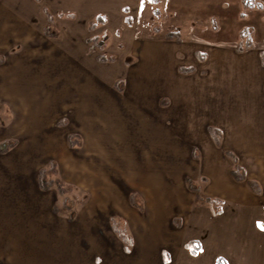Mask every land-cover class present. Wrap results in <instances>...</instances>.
I'll return each instance as SVG.
<instances>
[{
	"label": "crops",
	"instance_id": "1",
	"mask_svg": "<svg viewBox=\"0 0 264 264\" xmlns=\"http://www.w3.org/2000/svg\"><path fill=\"white\" fill-rule=\"evenodd\" d=\"M86 1L0 0V264H168L162 251L180 264H264V45L192 53L183 35L135 38L138 24L109 64L87 40L92 17L77 23ZM106 1L118 18L124 0ZM196 1L181 8L228 0ZM61 14L79 29L48 35ZM212 201L226 210L214 215ZM193 208L223 221L207 261L189 258L172 222ZM115 217L128 220L129 252ZM150 222L169 234L156 254Z\"/></svg>",
	"mask_w": 264,
	"mask_h": 264
},
{
	"label": "rangeland",
	"instance_id": "2",
	"mask_svg": "<svg viewBox=\"0 0 264 264\" xmlns=\"http://www.w3.org/2000/svg\"><path fill=\"white\" fill-rule=\"evenodd\" d=\"M231 1L232 0H228L227 4H211L210 8L212 11H206L204 8L199 7L191 8V10H183L187 5L193 6L195 3H198L196 0H188L187 2L184 0H141L140 2L134 0L132 2L134 5L129 4L128 0H124V2L120 3L118 10L120 16L118 18H113L111 12H109V8H107L108 2L106 0H103V2L101 0H87L85 2L86 6L81 10L83 11V14H86L85 16L78 14L81 20L77 18V23L85 24V21L92 17L86 28V30H88L87 40L93 46L94 54L97 56L98 60L109 64H113L114 62H117V60L120 61L121 54L123 55L129 46L128 40L126 39L132 38L133 30L138 24L139 25L134 34L135 38H141L142 34L146 35L144 37H147V35L152 36L154 34L156 38H170L167 35L168 33H178L180 34L179 38L183 35V41L186 40L189 42L191 47L188 52L192 53L194 47H206L207 45H214V43H219L218 45L227 49L236 47L237 51H240V49L241 51H246L247 48L260 49L259 44L264 45V36L260 38V33L264 34V3L261 0H251L253 6L246 7L243 4V0H238L240 6ZM240 1H242V4ZM181 7H183V9ZM68 18L69 17L66 15L61 14L60 25L53 22L54 24H50L46 28V33L48 35L60 34V36L64 38L65 34L68 33V28H71V30L73 29L69 26L71 25L69 21L73 20L70 19L68 21ZM50 19V21H54L55 18L50 17ZM78 29L79 27L77 26V30ZM49 175L51 176L52 174L50 173ZM193 186L195 187V185ZM79 196L80 195L77 194L76 197L69 199L67 201L68 204L73 202L78 205L81 202L80 200L77 201ZM133 203L139 205V208L144 206V202H142L138 196L133 199ZM214 206L217 207L218 210L214 215H221L223 213L222 208H225L224 210H226V206H222L219 202L215 203ZM194 214H197L195 208L192 209L190 213L191 217L188 220L180 215H176L172 222H174L176 227H179V225H182V227L184 226L182 238L185 240V243L180 244L184 247L183 250L187 252L189 258L197 260L198 262L201 259H204L205 261L207 258L200 257V255L202 254V256H206V252L207 254H210L214 247L217 248L222 243L223 237L221 234H216L214 230L210 228L212 224L213 228H215L217 225L214 224L220 223L221 218L216 217V220L213 223H209L208 219L206 220L205 214L201 215L198 220L196 217L193 218ZM205 220L206 228L210 229L206 232L207 234L205 233L203 236V229L201 228H203ZM114 221L122 230L130 234L128 220L115 217ZM111 222L112 220L110 219L109 225H111ZM222 222L223 221H221V223ZM159 223L152 225L150 222L148 226L152 229H158V231L154 232L151 230L152 232L150 233L152 237L150 238V241L153 239L150 251L154 252V254H156L158 248L161 247L162 239H166L169 236L167 231L161 232L160 230L159 232L160 228L165 229L164 227H159ZM254 226L257 229L264 230V220L257 223L254 222ZM216 230L217 229H215V231ZM94 233H97V231L93 229L91 232L92 237L97 236ZM174 233L175 232H173V234ZM91 235L87 236L91 237ZM187 238H193L192 240H195L198 243L199 249L197 254L192 253V249L195 245H189L188 243L191 240L188 242ZM212 238L214 240L213 243H211ZM184 240H182V242ZM203 245L205 247L202 251ZM161 256L164 257L168 264H180L176 262L174 263L167 251H162ZM218 260H221V262H218ZM218 260L216 264L227 263L224 257H220ZM99 261L100 259L98 258V262ZM259 262L261 264V261ZM181 264L186 263L181 262ZM207 264H215V259L213 258L211 262H207Z\"/></svg>",
	"mask_w": 264,
	"mask_h": 264
},
{
	"label": "trees",
	"instance_id": "3",
	"mask_svg": "<svg viewBox=\"0 0 264 264\" xmlns=\"http://www.w3.org/2000/svg\"><path fill=\"white\" fill-rule=\"evenodd\" d=\"M153 1H157V0H153ZM243 4L246 7L253 6V3H252L251 0H243ZM167 35L170 38H179L180 37V34H178V33H168ZM3 146H1L0 148H2ZM53 184H54V181L49 180L47 178V172H45V171L42 172V174H41V185H42V187L43 188H50ZM191 187L195 189L193 184H191ZM212 204H215V202L212 201ZM217 212H218V210L215 211V214ZM114 228L116 229V232L121 236V238L126 242V244H127L126 245V251L129 252L130 251V246L132 245V237H131V235H129L126 231L122 230L121 227L115 222H114ZM188 244L191 245V246L195 245V247H193V249H192V253L193 254H197L198 249H199L198 243L195 240H191ZM219 261L221 262V260H218V262Z\"/></svg>",
	"mask_w": 264,
	"mask_h": 264
}]
</instances>
